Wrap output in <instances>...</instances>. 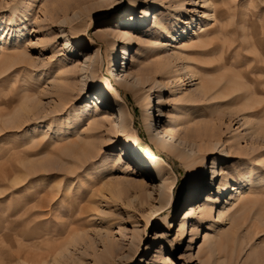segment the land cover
Instances as JSON below:
<instances>
[{
	"label": "rangeland",
	"instance_id": "1",
	"mask_svg": "<svg viewBox=\"0 0 264 264\" xmlns=\"http://www.w3.org/2000/svg\"><path fill=\"white\" fill-rule=\"evenodd\" d=\"M128 1L0 0V264H34L39 254L66 249L64 264H103L116 242L122 256L116 264H264V146L249 139L255 130L254 137L264 133V0H211L215 18L191 42L186 35L191 21L199 23L201 0H136V22L152 1L157 6L146 26L131 32L124 60L125 42L111 29L126 16ZM182 4L188 11H180ZM155 14L158 27L148 24ZM9 29L17 32L6 40ZM81 37L87 43L76 53L65 45ZM200 40L201 47L192 45ZM84 54L96 65L90 60L82 71ZM123 62L141 80L136 91L117 87L128 138L160 159L157 173L140 170L123 153L113 106L92 96L99 83L115 84ZM146 95L155 114H169L170 132L180 146L186 142L185 152L203 158L198 181L189 182L185 156L151 143ZM231 176H242L246 196L233 217L228 205L221 217L199 220L206 196ZM156 232L163 235L154 240ZM232 235L237 244L224 243ZM218 238L224 241L210 256L205 248Z\"/></svg>",
	"mask_w": 264,
	"mask_h": 264
},
{
	"label": "bare ground",
	"instance_id": "2",
	"mask_svg": "<svg viewBox=\"0 0 264 264\" xmlns=\"http://www.w3.org/2000/svg\"><path fill=\"white\" fill-rule=\"evenodd\" d=\"M135 1L136 0H129L128 1L127 8L123 12V14H125L126 16L123 17V19L119 20L117 25H115L111 29L112 33L115 34V36L118 39H122L125 42L121 47L122 55L124 56V58H123L124 60L126 58H128V60H129L130 53L128 54V50L130 48V45L127 44L126 42L131 38V36H132L131 32L133 31V29L144 28L147 24V20L149 19L148 18V14H150L149 11L156 10L155 7L157 6L155 1H152L150 3L151 6H146L144 9H142L143 16L147 15V17L139 19V21L136 22V21H134V17H132V16H134L135 10H136L135 9V6H136ZM194 3L195 2L193 1V4ZM197 5L200 6L199 8H202V11L200 12V15L198 16V20H199L198 24L199 25L195 24L194 21L190 22V24L193 25V27H192L193 30L192 31L189 30L188 32H190V33L192 32V33L191 34L187 33V35H186V39L189 40L190 42L193 41L192 39L194 36L197 38L199 37V35H198L199 29H202V28L204 29L205 27L210 25V22L212 21V19L214 20V18H215V12L213 10V6L211 7V5H212L211 0H201V1L197 2ZM178 8H180L181 12L182 11H188L186 8H184V4L179 5ZM176 20L179 23L181 22V19L176 18ZM151 22H152L153 27H158L160 25L159 16L157 14H155L153 17V21L152 20L149 21L148 24H150ZM182 23L186 24L188 22L183 21ZM189 29H190V27H189ZM10 31L11 30L9 29V31L5 34V36H3L4 39H6L8 37ZM13 32L16 33L17 31L15 32L12 30L11 33H13ZM2 35L3 34H1V36ZM17 40H18V38H17ZM108 40L110 42V45L112 46V55H114L115 54V52H113L115 49L114 38H109ZM85 43H87L86 37L73 39L72 42H70V40L67 38L65 39V45H68V47L70 48V51L74 50V53H76L75 46L84 45ZM192 45L197 46V47H201L203 45V42L200 40L199 43H192ZM180 46H181L180 43H177L175 48H179ZM183 46H186V45L184 44V45H182V47ZM2 47H3V45H0V54L2 53V49L4 48V47L3 48ZM79 48H82V46ZM97 53L98 52L95 53L96 56L98 55ZM22 54L23 53H20L18 56H20ZM79 54L80 53H78V55ZM81 56H83V55H81ZM83 57H85L84 58L85 60H84V64L82 65V68H81L82 71H84L88 68V65L91 61H93L94 66L96 65V59L92 60V58H93L92 56H86L84 54ZM18 58H20V57H18ZM162 59L164 60V63L165 62L168 63L170 60V57L164 56ZM124 64H125V62H123L122 67L119 71H118V67H119L118 66L117 69H115V71L113 73V78H114L115 84H108L107 83L106 85H103L102 83H99V85L97 87V93L98 94H93L92 96H93V98H95L96 102H98L99 104L103 102L107 105L113 106L115 117H116L113 132L115 133V136L117 139L125 138L124 142H123V149H122L123 153L127 154L129 158H131L133 160H137L139 162L140 170H143L144 172L157 173V171L162 169V166H163V163L160 161V159L156 158L154 156V154H152V153H151V156L143 155L141 152H139L137 150L135 142H133L131 139L128 138L127 117H126L124 109L122 108L121 104L118 102V99L120 97V92H119L117 87L136 91L137 88L139 87V84L141 83V80L138 76H134L131 73V71L126 70L128 63L125 66H124ZM165 65H167V64H165ZM113 67L114 66L111 65L110 70H112ZM129 69H130V67H129ZM158 69L159 70L163 69L162 64L159 66ZM155 85H156V82H155ZM85 86L86 85L82 82L81 85L79 86V89H78L79 92H83L85 90ZM202 88H203L202 86H199V89H202ZM207 88L208 87H206V89ZM199 89L197 88L196 91ZM87 90H90V89H87ZM28 104H29V100L25 102V105H26L25 107H28ZM158 113H159V115L154 113V109L151 110L150 98L148 95H146V97H145L144 125H145L146 131L148 132L151 143L154 144L162 153L164 152L168 155H171L172 157L181 158L182 156H185L184 158H182L183 160L181 162V166L187 172V174L189 176V182L198 181L199 177L202 175V173H201V161L203 160V158L198 159V157H196V155H193V154L190 155L187 152H185L184 148L187 145L186 142L183 141L182 146H180L176 142V140L173 138V136L170 132V126L166 120L167 118H169V114L160 110V109H158ZM156 124H158L157 127H156ZM89 127H90V129L93 128L92 126H89ZM255 131L250 135L249 139L251 141L254 139V140H256V142H258L259 144L261 143V144H263L262 146H264V133L260 134V133L256 132V137H254L253 134H255ZM78 145H79V142L78 143H77V141L75 143L72 142L71 147H70V145L68 146V148L70 147L69 151H73V149L76 148L75 146H78ZM82 145L84 146V145H86V143L82 142ZM216 145H217V143H215L214 146H216ZM217 162H219V158L215 157L212 160V166H211V168H212V180H211V182L212 183L214 182V179H215V174H216L215 166H216ZM241 178H242V176L227 177L222 182V184L219 185V193H217L216 195H213L212 193L207 195L206 199H205V203L203 205L199 206V210H200L199 220L202 221L206 218H210V216L212 217V215L215 214L216 212H218L219 213L218 215H220V217H221L223 215V212H222L223 208H226L228 205H229L228 209L233 210L232 215L228 216V218L231 219L235 213L234 211L236 210V206H237L236 203L238 201L243 202L245 200V197H246L244 192H242L240 190V186L238 184V181ZM236 192H238V195H236ZM172 194H173V192H172V184H171V186L167 190L162 191L161 202H163V204H165L167 201H170ZM224 198H226V199H224ZM241 204L243 205V203H241ZM241 204H240V207H241ZM178 225H179V235L182 236L184 234V220L180 221V223ZM167 227L170 228V225H167ZM194 229H195V227L193 225L192 230H194ZM155 234L156 235L154 236V240H157L160 236L163 235L162 232H156ZM191 238L193 239V241L197 240L196 239L197 237L193 236ZM222 241H224V240H221L220 238H218L217 241L212 240L211 243L205 248L206 249L205 251L210 256L214 255V253H216V250H218L217 249L218 247L216 246L217 243L218 242L221 243ZM230 242H231V245L237 244L238 237H235L234 235H232V236H229L228 238H226L224 241V243H226V244L230 243ZM120 245H121V242H116V243L111 244L107 247V251L105 253V256L103 257V261H104V262H102L103 264H116V262H118L122 258V256L120 255V250H121ZM203 250H204V247L203 248L201 246L198 247V251L195 254L196 258L198 260L201 259L200 254H201V252H203ZM69 251H70V249H66V250H64V252H59L58 254H55V252H45L43 254H39L34 259V264H61L62 259L64 258L65 255H67V253H69ZM192 257L195 258V256H193V255H192ZM166 260L170 261L168 256L166 257ZM62 264H64L63 261H62Z\"/></svg>",
	"mask_w": 264,
	"mask_h": 264
}]
</instances>
